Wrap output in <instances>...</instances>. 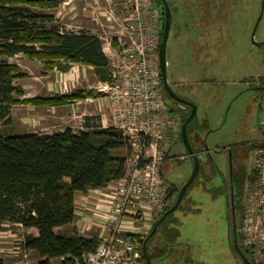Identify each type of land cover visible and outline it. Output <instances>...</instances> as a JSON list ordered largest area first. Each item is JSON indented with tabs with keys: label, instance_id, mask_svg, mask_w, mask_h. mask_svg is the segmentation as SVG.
<instances>
[{
	"label": "rangeland",
	"instance_id": "1",
	"mask_svg": "<svg viewBox=\"0 0 264 264\" xmlns=\"http://www.w3.org/2000/svg\"><path fill=\"white\" fill-rule=\"evenodd\" d=\"M205 10L209 13L200 16L198 7L190 3L189 8L183 7L181 12L173 13L172 28L166 45V74L174 93L196 107L197 122L207 121L212 132L207 135L199 133L200 147L207 149L219 169L224 170V155L217 153L215 149L248 138L257 141L263 138L260 124L262 115L257 104L251 103L247 82L264 76V45H253V42L264 43V0H220L217 4H210ZM44 13L52 15L55 25L64 30L86 31L98 38L112 75L114 64L117 63L113 54L112 34L121 30L115 20L122 21L128 16L121 4L114 0H100V4L95 6L92 0H65L55 10ZM202 16L205 17V23L201 21ZM8 62L27 75L26 79L13 81V85L22 91L23 99L52 98L63 94L67 82L59 79L60 72L43 76L38 62L20 54L9 58ZM72 65H78L72 71L74 91H90L98 98L105 97L98 92L100 82L96 80L92 70L80 69L79 64ZM79 70H82L83 76ZM76 74L80 75V79L76 80ZM84 104L85 112L96 116L102 114L103 127H111L108 108H101L104 106L102 103L99 104L100 108L94 103ZM166 104L173 106L171 100H167ZM67 111L70 110L12 106L6 117L8 122L0 121V133L5 136L58 133L63 130L64 119L71 116L69 114L72 111ZM71 123L77 126L74 119ZM167 150L168 156L162 164L161 176L167 183L178 187L189 179L192 162L181 141H168ZM126 153L127 150L124 149L116 152V156L125 157ZM199 159L205 161V157L200 156ZM251 163L252 154H249L245 160L247 174ZM220 186L219 178L215 176L208 184L195 185L187 192L188 206L197 211L175 212L179 219L177 242L189 245L190 257L195 262L242 264L229 247L223 196L218 195L213 199L209 192L203 191ZM71 232L70 227L61 230L65 235H70ZM24 236L20 227L0 224V261L4 264L37 263V258L32 253L24 258L21 246ZM162 246L156 234L147 248L150 252L151 248ZM166 257L165 254L162 257L164 262L157 264H172L171 259L167 260ZM60 263L53 261L52 264Z\"/></svg>",
	"mask_w": 264,
	"mask_h": 264
},
{
	"label": "trees",
	"instance_id": "2",
	"mask_svg": "<svg viewBox=\"0 0 264 264\" xmlns=\"http://www.w3.org/2000/svg\"><path fill=\"white\" fill-rule=\"evenodd\" d=\"M64 1L0 0V121L8 122L6 117L12 106L58 108L73 100L93 97L90 91H74L67 96L23 99L22 91L13 85V81L26 79L27 75L8 62L9 58L16 55L38 62L43 76L55 72L65 73L72 64H79L90 67L98 82H110L109 62L100 40L86 31L64 30L55 25L52 15L44 13L55 10ZM150 1L162 13L160 1ZM217 1L220 0H166L171 13H179L183 7L189 8L191 3L198 7L200 16L208 14L206 7L217 4ZM204 20L202 16L201 21ZM162 93L164 99L171 100L164 90ZM172 103L175 108L170 107V112L178 116L181 126L190 108L174 101ZM204 126L205 123L202 128ZM198 127L196 117L187 126V138L194 153L199 150L192 146L191 137ZM177 141H181L180 132ZM260 146L261 142L255 149ZM124 149L126 146L121 133L112 127H98L76 134L70 129L50 134L5 136L0 133V224L36 231V237L25 233L21 244L24 251L32 252L37 258L36 264H51L55 259H61L60 264H83V257L96 249L98 240L85 238L75 231L65 235L61 230L73 223L75 194L102 189L122 177L125 157L116 156V152ZM199 161L198 174L187 188L180 205L149 236L160 216L174 204L183 185L177 187L171 184L163 213L153 222L141 243L142 264H146V258L149 264L163 263L165 254L172 264H203L191 259L188 244L177 242L179 219L175 216L177 211L196 212L187 204V192L195 185L208 184L217 176L215 164L210 158L205 162ZM217 190L212 188L203 191L209 192L215 199ZM238 206L240 202L235 205V216L237 225L241 227L246 205ZM156 234L163 246L153 247L149 252V241ZM237 240L244 257L250 264H257L253 259L252 248L243 244L242 233H237ZM145 241L144 255L142 245ZM0 264L4 263L0 261Z\"/></svg>",
	"mask_w": 264,
	"mask_h": 264
},
{
	"label": "built area",
	"instance_id": "3",
	"mask_svg": "<svg viewBox=\"0 0 264 264\" xmlns=\"http://www.w3.org/2000/svg\"><path fill=\"white\" fill-rule=\"evenodd\" d=\"M114 1L128 16L115 20L121 29L112 34L117 63L110 82L99 83L98 92L105 96L99 104L108 108L111 127L121 133L127 153L122 177L102 188L95 204L91 222L105 234L83 264H142L141 243L167 204L171 184L161 176V167L168 141L179 130L161 91L157 7L150 0ZM92 3L97 6L100 0ZM261 115L264 132V95ZM251 165L255 178L246 198L243 244L252 248L255 263L264 264V140L253 151Z\"/></svg>",
	"mask_w": 264,
	"mask_h": 264
},
{
	"label": "flooded vegetation",
	"instance_id": "4",
	"mask_svg": "<svg viewBox=\"0 0 264 264\" xmlns=\"http://www.w3.org/2000/svg\"><path fill=\"white\" fill-rule=\"evenodd\" d=\"M157 9H158L159 14H160V19H159V35H160L161 30L163 32L164 17H163V23L161 22V18L163 16V8H162V13H161L159 8H157ZM170 12H171V10H170ZM172 15H173V13H171L170 32H171V28H172ZM172 35H174L173 38H175L174 32ZM161 36L162 35H160V38H161ZM254 46L258 47L261 45L259 44V45H254ZM247 84H248L247 90L249 92H251V98H250L251 103L252 104L256 103L258 108H259V112L261 113L262 112V104H263V95H264V76L257 78V80H255V81L249 80L247 82ZM160 85H161V91H163L164 89H163L161 77H160ZM170 85L171 84H169V86ZM170 88H171V86H170ZM171 90L173 91L172 88H171ZM164 101L166 103L167 100L164 99ZM171 107L175 108L174 104ZM168 108H169V113L171 115L175 116L176 118H178V116H176L170 112V106H168ZM194 117H196V115ZM178 120H179V118H178ZM204 123L206 126H204V128H202ZM179 126H180V120H179ZM198 128L199 129L195 130L192 134L191 143L195 149L199 150V152L195 153L197 155L198 160H200L199 157L202 156V157H205V161H206V159L207 160L209 158L211 159V157H210L207 149H203L200 147L201 143L199 140V137H200L199 133H203V134L207 135V134L211 133L212 131L209 130V127H208L206 120H202L199 123ZM179 132H180V128L177 132L175 140H173V141L178 140V133ZM167 139H168V137H167ZM261 141L262 140L257 141V140H251L250 138H248V139L242 140L238 143L228 145L226 147H221V148L215 149V151L217 153L224 155V158H225V169L224 170H220L219 167L215 164V162L211 159L214 162L215 167H216V172H217L216 177L219 178V181L221 183L220 188H216V189H218L217 190L218 193L216 196L222 195L224 198V203H225V208H226V221H227V227H228L229 247H230L234 257L237 258L242 264H244L243 258H242V256L244 257V255L242 254V252L239 249V242L237 240V233H242V224H241V227L237 225L236 216H235V205H238V202H240V206H242V205L245 206V204H246L247 194L249 192L251 183L253 182V180L255 178V172L252 169V165H251L249 173L248 174L246 173L247 169H246V165H245V160L249 154L253 153V151L255 150V147ZM190 147H191V145H190ZM199 167H200V161H199ZM240 206H238V207H240ZM234 239L236 240V246H235ZM143 246L145 247L144 243L142 245V248H143Z\"/></svg>",
	"mask_w": 264,
	"mask_h": 264
},
{
	"label": "crops",
	"instance_id": "5",
	"mask_svg": "<svg viewBox=\"0 0 264 264\" xmlns=\"http://www.w3.org/2000/svg\"><path fill=\"white\" fill-rule=\"evenodd\" d=\"M77 66L78 65H74V66L72 65L67 72H65V73L60 72L61 74H59L60 75L59 79L61 81L67 82V83H65V88H64L63 94L61 93V96H67V95H70L74 92V89H72V83H73L72 81L74 80L72 71L76 70ZM80 69L91 70L90 67H85V66H80ZM79 71L81 72L82 70H79ZM81 74H82V72H81ZM69 76H70V78H69ZM82 76H83V74H82ZM77 79H80V75H78V74H76V80ZM63 86H64V84H63ZM94 96L95 95H93V97H86V98H82V99L73 100L67 105H64L62 107H58V108H64V109L67 108L70 111H72L71 113H70V111H67V113H70L69 115H71V116L64 119L65 125H64L62 131H64L65 129H70L73 133L76 134L77 132H80V131H91V130H94L98 127L104 128L103 127V118H102L103 115L102 114H98V116H96V114L84 111V107H83L85 105L84 103L89 102V103H94L95 105L99 106V102H101V100H100L101 98L94 97ZM105 107H106V105L103 107L101 106V108H103V109ZM32 108L39 109V110H41V109H56V108H45V107H40V108L32 107ZM99 108H100V106H99ZM69 119L72 120L71 122H73V119H74L77 126L76 127L73 126L72 125L73 123H71L69 121ZM62 131H60V132H62ZM42 134H50V133L44 132ZM102 191H103L102 189H95V190H88L85 193L75 194V197H74V220H73V223L69 227L72 229V231H75L80 236H83L85 238H95L98 240L101 236H103L105 234V232L100 230L98 227H95L91 222L93 215L95 214V212H97L95 210V208H96L95 204L98 201V197ZM22 231L26 234L31 233L34 237L37 236V233L35 230H26L25 231L22 229ZM22 252L25 255L32 253V252H26L23 249H22ZM53 261H61V259L52 260L51 264L53 263Z\"/></svg>",
	"mask_w": 264,
	"mask_h": 264
},
{
	"label": "water",
	"instance_id": "6",
	"mask_svg": "<svg viewBox=\"0 0 264 264\" xmlns=\"http://www.w3.org/2000/svg\"><path fill=\"white\" fill-rule=\"evenodd\" d=\"M162 8H163V17H164V23H163V32H162V36L160 38L159 41V47H158V68H159V74L161 77V81H162V85H163V89L166 92V94L168 95V97L181 104V105H186L190 108V113L187 116V118L184 120V122L182 123L181 127H180V138H181V142L186 150V155L187 157H189L191 159L192 162V172L191 175L189 177V179L182 185V187L179 189L176 200L174 202V204L168 209L166 210L159 218V220L154 224V226L152 227V230L149 234V236H152L153 233L155 232L156 228L161 224V222L164 220V218L166 216H168L169 214L173 213L178 206L181 203V200L187 190V188L191 185V183L194 181L198 171H199V160L197 158V155L195 153H193L192 148L190 147L188 138H187V126L190 123V121L192 120V118L196 115V107L188 102L185 99H182L180 97H178L177 95H175V93L171 90L168 80H167V74H166V67H167V62H166V45H167V41H168V37H169V32H170V27H171V12H170V8L166 2V0H159ZM254 34V32H253ZM253 34L251 37V40L253 41ZM253 45H259L258 43L253 42ZM168 155V151L167 154ZM235 242V246H236V240L234 239ZM146 241L144 242L145 245ZM142 252L145 255V248L143 246L142 248ZM243 262L244 264H250L243 256ZM146 264H149V261L146 258Z\"/></svg>",
	"mask_w": 264,
	"mask_h": 264
}]
</instances>
